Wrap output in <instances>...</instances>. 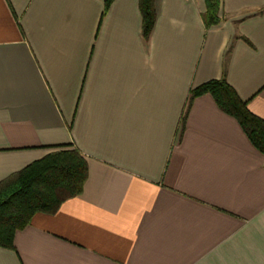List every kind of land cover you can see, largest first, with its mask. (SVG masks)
<instances>
[{
    "label": "crops",
    "instance_id": "0c3cea01",
    "mask_svg": "<svg viewBox=\"0 0 264 264\" xmlns=\"http://www.w3.org/2000/svg\"><path fill=\"white\" fill-rule=\"evenodd\" d=\"M0 0V182L59 148L83 192L17 231L0 264H264V153L211 95L264 121V0Z\"/></svg>",
    "mask_w": 264,
    "mask_h": 264
},
{
    "label": "trees",
    "instance_id": "16d2710c",
    "mask_svg": "<svg viewBox=\"0 0 264 264\" xmlns=\"http://www.w3.org/2000/svg\"><path fill=\"white\" fill-rule=\"evenodd\" d=\"M113 0H106L105 11ZM206 28L221 22V0H205ZM143 36L148 41L155 27V0H139ZM211 95L218 107L235 118L250 141L264 153V121L253 114L225 78L210 80L190 91V103ZM88 163L77 148H59L0 182V248L15 250L17 231L27 227L37 213H55L61 204L83 192Z\"/></svg>",
    "mask_w": 264,
    "mask_h": 264
}]
</instances>
